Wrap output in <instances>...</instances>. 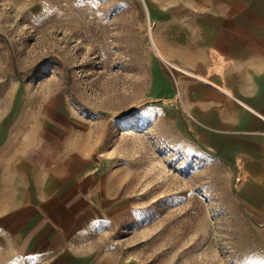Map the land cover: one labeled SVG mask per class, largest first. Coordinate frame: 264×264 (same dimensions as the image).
Returning <instances> with one entry per match:
<instances>
[{"label": "rangeland", "instance_id": "1", "mask_svg": "<svg viewBox=\"0 0 264 264\" xmlns=\"http://www.w3.org/2000/svg\"><path fill=\"white\" fill-rule=\"evenodd\" d=\"M149 23L147 0H0V118L27 112L53 138L70 122L103 174L71 253L1 239L0 264H264L228 170L152 89ZM153 87L170 88L155 69Z\"/></svg>", "mask_w": 264, "mask_h": 264}, {"label": "crops", "instance_id": "2", "mask_svg": "<svg viewBox=\"0 0 264 264\" xmlns=\"http://www.w3.org/2000/svg\"><path fill=\"white\" fill-rule=\"evenodd\" d=\"M147 2L158 48L152 89L228 170L264 244V0ZM154 69L169 83L165 95L154 90ZM11 113L0 118V240L58 261L100 205L102 165L91 162L88 145L72 140L70 122L56 121L53 138L54 124Z\"/></svg>", "mask_w": 264, "mask_h": 264}, {"label": "bare ground", "instance_id": "3", "mask_svg": "<svg viewBox=\"0 0 264 264\" xmlns=\"http://www.w3.org/2000/svg\"><path fill=\"white\" fill-rule=\"evenodd\" d=\"M150 36H151V38H152V35H151V33H150ZM154 47H155V50L157 51V53H158V48L156 47V45L154 44ZM160 54V53H159ZM162 80V79H161ZM163 86V85H162ZM166 87V86H165Z\"/></svg>", "mask_w": 264, "mask_h": 264}]
</instances>
